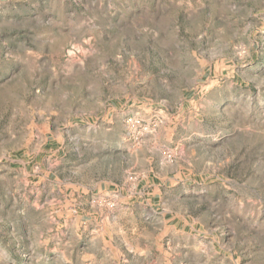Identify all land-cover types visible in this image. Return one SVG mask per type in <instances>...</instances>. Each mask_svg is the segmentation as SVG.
Wrapping results in <instances>:
<instances>
[{
  "label": "rangeland",
  "instance_id": "rangeland-1",
  "mask_svg": "<svg viewBox=\"0 0 264 264\" xmlns=\"http://www.w3.org/2000/svg\"><path fill=\"white\" fill-rule=\"evenodd\" d=\"M0 264H264V0H0Z\"/></svg>",
  "mask_w": 264,
  "mask_h": 264
},
{
  "label": "crops",
  "instance_id": "crops-1",
  "mask_svg": "<svg viewBox=\"0 0 264 264\" xmlns=\"http://www.w3.org/2000/svg\"><path fill=\"white\" fill-rule=\"evenodd\" d=\"M123 159L126 161V164L122 166V176L121 177H117V178H113L112 177V181L110 183L114 184V180L119 182L120 184H125L127 183L128 179H129V169L128 168V158L127 156H123ZM106 183L108 181H105ZM110 188V185L104 184L101 182V185L99 187H97V185L93 186V185H87L86 187H84L83 191H85L86 194L88 193H94L96 192H108V189Z\"/></svg>",
  "mask_w": 264,
  "mask_h": 264
},
{
  "label": "built area",
  "instance_id": "built-area-1",
  "mask_svg": "<svg viewBox=\"0 0 264 264\" xmlns=\"http://www.w3.org/2000/svg\"><path fill=\"white\" fill-rule=\"evenodd\" d=\"M129 123H132V124H134L135 122H134V120L132 119V118H128V120H127Z\"/></svg>",
  "mask_w": 264,
  "mask_h": 264
}]
</instances>
